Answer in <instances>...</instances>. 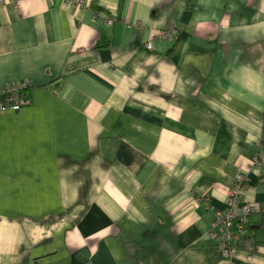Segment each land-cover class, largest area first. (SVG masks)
Returning <instances> with one entry per match:
<instances>
[{"label": "crops", "instance_id": "crops-1", "mask_svg": "<svg viewBox=\"0 0 264 264\" xmlns=\"http://www.w3.org/2000/svg\"><path fill=\"white\" fill-rule=\"evenodd\" d=\"M23 82L0 264H227L211 233L239 173L235 264H264V0H0V97Z\"/></svg>", "mask_w": 264, "mask_h": 264}, {"label": "built area", "instance_id": "built-area-1", "mask_svg": "<svg viewBox=\"0 0 264 264\" xmlns=\"http://www.w3.org/2000/svg\"><path fill=\"white\" fill-rule=\"evenodd\" d=\"M69 2L82 3V0H68ZM115 20H109V24H113ZM177 30L175 25L167 31L162 32L163 39L175 38ZM148 49L153 48V43L148 42ZM33 84L31 82H23L20 84H11L7 86L0 99V108L3 111H19L25 106L23 105L26 96L31 92ZM248 186V176L239 173L236 178L235 187L230 191L227 200V207L218 213L214 231L211 233L221 245L224 259L227 264H235V257L240 249V234L247 229L248 218L253 213L252 206H244L243 213L238 212L242 203L243 192Z\"/></svg>", "mask_w": 264, "mask_h": 264}, {"label": "trees", "instance_id": "trees-1", "mask_svg": "<svg viewBox=\"0 0 264 264\" xmlns=\"http://www.w3.org/2000/svg\"><path fill=\"white\" fill-rule=\"evenodd\" d=\"M0 99H3V97H0ZM23 105L25 106V107H27V106H31L32 105V99H31V92H29V95H27L26 96V99L24 100V102H23ZM246 228L244 229V231L240 234V240H241V238L243 237V235H244V233L246 232ZM240 244V243H239Z\"/></svg>", "mask_w": 264, "mask_h": 264}]
</instances>
